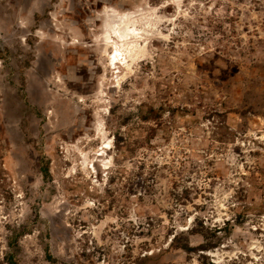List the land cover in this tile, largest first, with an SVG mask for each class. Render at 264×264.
Listing matches in <instances>:
<instances>
[{
  "label": "rangeland",
  "instance_id": "obj_1",
  "mask_svg": "<svg viewBox=\"0 0 264 264\" xmlns=\"http://www.w3.org/2000/svg\"><path fill=\"white\" fill-rule=\"evenodd\" d=\"M0 264H264V0H0Z\"/></svg>",
  "mask_w": 264,
  "mask_h": 264
},
{
  "label": "bare ground",
  "instance_id": "obj_2",
  "mask_svg": "<svg viewBox=\"0 0 264 264\" xmlns=\"http://www.w3.org/2000/svg\"><path fill=\"white\" fill-rule=\"evenodd\" d=\"M116 11V10H114ZM130 18V16H125V17H122V19H119L118 20V24H120L121 26L119 28H113L114 31H115V37H113L112 35H105L104 37H106V39H114L113 41V44L115 43V45H109L112 49L111 53H110V60H112L113 62L115 61L114 59L117 58V56H124V53H126V49H128V45L130 44V42L134 41V39L138 36H132V30H134L133 26L131 25L132 22H128L126 24H123V18ZM125 22V21H124ZM108 27V23L106 22L105 23ZM140 37V36H139ZM109 41H112V40H109ZM129 43V44H128ZM133 43V42H132ZM131 43V44H132ZM135 43V42H134ZM130 44V46H131ZM134 45V44H133ZM114 51L116 52V55L114 54ZM115 57H114V55ZM129 55V54H127ZM123 62V58H121V61H118L116 62L117 64L119 65H123V66H126L125 65V62ZM104 148H107V147H103Z\"/></svg>",
  "mask_w": 264,
  "mask_h": 264
}]
</instances>
